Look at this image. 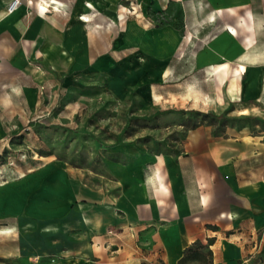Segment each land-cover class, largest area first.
Wrapping results in <instances>:
<instances>
[{
    "label": "crops",
    "instance_id": "crops-1",
    "mask_svg": "<svg viewBox=\"0 0 264 264\" xmlns=\"http://www.w3.org/2000/svg\"><path fill=\"white\" fill-rule=\"evenodd\" d=\"M11 1L0 0V141L44 109L41 86L54 91L68 75L96 72L98 55L133 50L130 37L114 38L118 0H21L6 14ZM174 1H185V35L173 25L168 39L157 34L144 54L195 55L187 77L201 74L204 104L218 112L230 108L233 119L219 127L202 124L177 149L126 150L123 160L107 163L112 179L105 186L53 165L36 184L28 177L21 183V204L2 198L9 212L73 219L79 231L64 249L72 252L63 264H179L188 247L209 239L212 264H251L258 251L264 234V0ZM95 11L105 15L99 19ZM135 27L145 33L140 23Z\"/></svg>",
    "mask_w": 264,
    "mask_h": 264
},
{
    "label": "rangeland",
    "instance_id": "rangeland-1",
    "mask_svg": "<svg viewBox=\"0 0 264 264\" xmlns=\"http://www.w3.org/2000/svg\"><path fill=\"white\" fill-rule=\"evenodd\" d=\"M184 8L185 1L174 0L115 3L114 38L130 37L133 50L127 47L118 50L120 55H98L96 72L68 75L54 91L41 86V95L47 99L44 109H35L33 122L0 141V200L12 196L21 204V183L28 177L36 184L53 165L68 169L71 176L76 172L85 183L105 186L112 179L107 163L123 160L126 150L177 149L202 124L219 127L233 119L227 114L230 108L218 112L204 104L201 74L187 77L195 55L144 54L154 47L151 43L157 34L168 39L173 25L179 26V35H185ZM95 13L99 19L105 15ZM137 22L146 27L145 33L143 28H131ZM208 79L213 81V76ZM54 81L51 77V86ZM76 185L81 186L78 181ZM39 192L35 187L34 194ZM68 216L27 217L25 212L13 213L0 206V264H63L72 252L64 249L79 231ZM48 223L54 227L44 231L41 226ZM250 263L264 264L263 231Z\"/></svg>",
    "mask_w": 264,
    "mask_h": 264
},
{
    "label": "trees",
    "instance_id": "trees-1",
    "mask_svg": "<svg viewBox=\"0 0 264 264\" xmlns=\"http://www.w3.org/2000/svg\"><path fill=\"white\" fill-rule=\"evenodd\" d=\"M212 240L213 239H209L207 243L196 241L194 245L188 247L185 250V254L180 259L179 264H184L189 258H198L200 260L205 261L206 264H212V249L210 248Z\"/></svg>",
    "mask_w": 264,
    "mask_h": 264
},
{
    "label": "bare ground",
    "instance_id": "bare-ground-1",
    "mask_svg": "<svg viewBox=\"0 0 264 264\" xmlns=\"http://www.w3.org/2000/svg\"><path fill=\"white\" fill-rule=\"evenodd\" d=\"M21 0H19V2H20ZM46 5H48V4H46ZM17 9V7L16 6H10V5H8L7 6V9H5L4 10V13H11V12H13V11H15ZM3 13V14H4ZM85 19H87V18H85ZM45 229H47V227H45Z\"/></svg>",
    "mask_w": 264,
    "mask_h": 264
},
{
    "label": "built area",
    "instance_id": "built-area-1",
    "mask_svg": "<svg viewBox=\"0 0 264 264\" xmlns=\"http://www.w3.org/2000/svg\"><path fill=\"white\" fill-rule=\"evenodd\" d=\"M20 2H19V0H13L11 3H10V6H18V4H19Z\"/></svg>",
    "mask_w": 264,
    "mask_h": 264
}]
</instances>
